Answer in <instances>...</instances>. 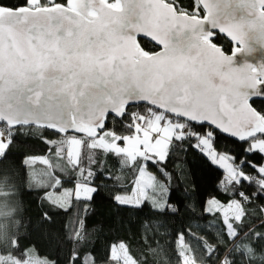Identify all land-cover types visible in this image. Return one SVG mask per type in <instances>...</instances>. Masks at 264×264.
Here are the masks:
<instances>
[{"label":"snow or ice","instance_id":"obj_1","mask_svg":"<svg viewBox=\"0 0 264 264\" xmlns=\"http://www.w3.org/2000/svg\"><path fill=\"white\" fill-rule=\"evenodd\" d=\"M257 46L264 49V0H0V144L10 147L25 127L39 129L33 138L49 156L65 123L64 135L82 138L85 146L93 139L114 144L94 148L84 165L77 161L73 171L87 168L82 179L91 194L76 199L90 206L101 186L111 185L117 208L149 207L154 217L140 222L145 242L164 227L155 217L179 213L182 201H172L167 164L193 149L219 169L216 190L226 197L208 198L203 212L220 216L225 234L235 230L230 241L251 236L253 248L264 247V233L256 232L264 219L241 230L236 225L243 217L225 219L221 208L207 207L260 201L264 216V62L238 59L253 56ZM206 57L214 60L215 79L201 76ZM5 109L18 118H6ZM33 110L40 114L36 121L19 118ZM146 133L148 144L158 147L143 143ZM217 133L232 138L239 151L217 146ZM133 137L141 142L129 155L123 149ZM149 196L164 198L163 207ZM88 214L85 209V228ZM120 245L128 246L109 242L104 264H124L112 255ZM212 255L222 256L215 249ZM89 256L97 264L94 253L73 250L70 264H87ZM223 256L230 264H252L239 251Z\"/></svg>","mask_w":264,"mask_h":264},{"label":"trees","instance_id":"obj_2","mask_svg":"<svg viewBox=\"0 0 264 264\" xmlns=\"http://www.w3.org/2000/svg\"><path fill=\"white\" fill-rule=\"evenodd\" d=\"M143 43L153 47L147 41ZM38 131L25 127L23 134L17 135L0 155V264L29 260L39 264H70L73 250L82 255L94 253L97 264H104L110 241H127V250L136 264H183L191 259L200 264H221L223 259V264H230V258L223 256L225 250L239 251L252 264H261L260 257L264 256L261 244L253 248L251 236L247 240L230 241L235 230L229 228L225 234L221 217H210L203 212L208 198L219 196L225 200L226 197L216 190L219 169L208 164L197 151L189 149L186 154L178 153L169 160L167 167L173 173L172 201L174 204L182 201L180 211L176 215L155 217L164 227L154 234L149 232L145 242L140 222L154 217L151 209L147 206L139 211L117 208L110 198L111 185L101 186L90 206L77 200L76 189L78 185H85L82 173L87 168L73 171L76 164L70 161L66 140L74 135H61L52 140L57 151L44 156L45 144L33 138ZM91 141L87 146L82 144L78 160L81 165L95 155L93 149L98 148ZM216 143L221 148L239 151L233 140L221 133H217ZM125 162H129L127 157ZM108 164L115 174L116 161L110 157ZM192 171L195 176L191 175ZM126 175L120 176L121 183ZM149 200L155 207L164 205V198L149 196ZM261 203L241 204L244 219L236 227L246 230L264 219L259 212ZM85 209L89 213L86 228ZM44 214H48L50 220H45ZM182 230H190V234L186 231L182 238L184 245L182 239H177V233ZM256 232L264 233V227L256 228ZM214 249L222 256L212 255L210 259L209 254ZM87 264H93L91 256L87 257Z\"/></svg>","mask_w":264,"mask_h":264},{"label":"rangeland","instance_id":"obj_3","mask_svg":"<svg viewBox=\"0 0 264 264\" xmlns=\"http://www.w3.org/2000/svg\"><path fill=\"white\" fill-rule=\"evenodd\" d=\"M155 128H157L156 124H155ZM166 134H169V133H166ZM145 138L147 140V147H148V146H150L148 144V138H147V136H145ZM66 142L68 143V151H69L68 155H69L70 161L73 162V164H76L77 161L79 160V157H80V152H81L83 140H82V138H78V137L74 136V137H68ZM139 143L140 142L137 139H134L132 142H129V140H128L123 151H125L129 155H131L132 153L137 151V146ZM91 144L94 147H105V148L115 147L114 144L108 145L104 141L93 140V141H91ZM151 146H152V149H155L156 147H158L156 145H151ZM6 149L7 148L4 145L0 144V155H2ZM116 150L121 151L119 148H117ZM90 194H91L90 189H88L85 185H78L77 186L76 197L77 196H87ZM207 207H209L211 210H215V208H221L222 213L227 215L226 216V219H227L229 217L236 216L239 213L238 208L240 207V203L234 202V203H231L230 205H227V206H221L219 204H215V205L210 204V205H207ZM228 214H229V216H228ZM5 215H7V213L4 214V216ZM3 226L5 227V224ZM181 244L184 245L183 239L181 240ZM112 255H113V257H119L120 259H122L124 261V264H136L134 259L129 254L127 247L125 245H120L119 247L114 248L112 250ZM18 264H39V263H37L36 261H30L29 260L27 262L18 263ZM183 264H200V262H195L193 259H191L189 261H184Z\"/></svg>","mask_w":264,"mask_h":264},{"label":"water","instance_id":"obj_4","mask_svg":"<svg viewBox=\"0 0 264 264\" xmlns=\"http://www.w3.org/2000/svg\"><path fill=\"white\" fill-rule=\"evenodd\" d=\"M145 41H147V40H145ZM128 51L129 52H135V51H137V49L131 48V46H129ZM238 59H240L241 61L246 59V60H248L251 63L264 62V49H260L259 46H257V52L253 56H251V57H240ZM201 76H202L203 79H208V80L215 79V75H214V60L212 59V57H206L205 58L204 67L201 70ZM210 114L214 115V112H212ZM3 115L6 118H9V119H12V120H15V119L18 118L17 117V113L14 110L5 109L4 112H3ZM39 115L40 114L37 111L33 110L32 114L21 115L19 118L20 119H28V120L36 121ZM42 122L46 123L48 121L45 120V121H42ZM59 127L61 128V135L66 136V135H64V128L67 127V124L66 123L65 124H60ZM233 128L234 129H238V121L237 120H234ZM85 130L89 131L87 128ZM222 135L225 136L226 138L232 140V138L227 136V134H222Z\"/></svg>","mask_w":264,"mask_h":264},{"label":"crops","instance_id":"obj_5","mask_svg":"<svg viewBox=\"0 0 264 264\" xmlns=\"http://www.w3.org/2000/svg\"><path fill=\"white\" fill-rule=\"evenodd\" d=\"M157 127H158V125H157ZM153 128H155V124H153ZM145 136H147V133L145 134ZM134 139H137L139 142H141L138 138H136V137H133L132 139H129V142H132ZM143 143H145V145L147 146V140H146V138H144V140H143ZM148 148H149V150H153L152 149V146L150 145V146H148ZM234 203V202H233ZM238 212L240 213H238L235 217H237V218H240L241 217V215H242V206H241V204H240V207L238 208ZM223 216H224V218L226 219V215H224V213H223ZM228 216H229V214H228Z\"/></svg>","mask_w":264,"mask_h":264}]
</instances>
